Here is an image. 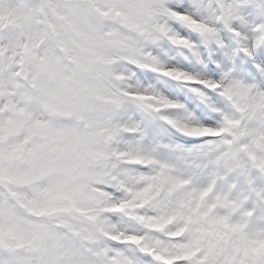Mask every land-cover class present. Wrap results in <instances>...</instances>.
<instances>
[{"label": "rangeland", "instance_id": "374dc122", "mask_svg": "<svg viewBox=\"0 0 264 264\" xmlns=\"http://www.w3.org/2000/svg\"><path fill=\"white\" fill-rule=\"evenodd\" d=\"M170 2L0 0V264H264V87L208 85L225 102L205 127L147 86L202 84L160 55ZM200 2L179 19L215 55L208 29L243 17Z\"/></svg>", "mask_w": 264, "mask_h": 264}, {"label": "snow or ice", "instance_id": "6c2138e0", "mask_svg": "<svg viewBox=\"0 0 264 264\" xmlns=\"http://www.w3.org/2000/svg\"><path fill=\"white\" fill-rule=\"evenodd\" d=\"M166 7L171 14H176L170 15L176 34L169 32L165 37L166 43L160 53L168 62L165 66L178 68L187 73L190 79L202 80L205 84H189L153 71L139 72V77L145 84L154 85L171 102L181 105L180 110L187 111L193 120L205 127H212L218 116L210 105L222 107L225 101L221 95L222 88H212L206 84L216 83L231 72L264 87V34L256 31L257 26L264 25V0H231L230 7L226 5V9L239 8L243 18L231 21L230 27L224 29L220 38H216L212 29H208L212 37L210 47L215 50V55L209 53L202 57L199 55L204 51L201 26L186 25L179 19L191 17L197 9L202 10L200 0H171ZM169 131L185 145H199L208 139L188 137L171 126Z\"/></svg>", "mask_w": 264, "mask_h": 264}, {"label": "water", "instance_id": "95a60500", "mask_svg": "<svg viewBox=\"0 0 264 264\" xmlns=\"http://www.w3.org/2000/svg\"><path fill=\"white\" fill-rule=\"evenodd\" d=\"M19 73L24 81H28L29 72L26 68L20 69Z\"/></svg>", "mask_w": 264, "mask_h": 264}, {"label": "bare ground", "instance_id": "6f19581e", "mask_svg": "<svg viewBox=\"0 0 264 264\" xmlns=\"http://www.w3.org/2000/svg\"><path fill=\"white\" fill-rule=\"evenodd\" d=\"M206 85H209V84H206Z\"/></svg>", "mask_w": 264, "mask_h": 264}, {"label": "clouds", "instance_id": "9594fccd", "mask_svg": "<svg viewBox=\"0 0 264 264\" xmlns=\"http://www.w3.org/2000/svg\"><path fill=\"white\" fill-rule=\"evenodd\" d=\"M62 70V69H61Z\"/></svg>", "mask_w": 264, "mask_h": 264}]
</instances>
